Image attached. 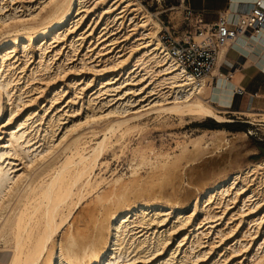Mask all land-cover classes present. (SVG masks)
<instances>
[{"label":"bare ground","instance_id":"bare-ground-1","mask_svg":"<svg viewBox=\"0 0 264 264\" xmlns=\"http://www.w3.org/2000/svg\"><path fill=\"white\" fill-rule=\"evenodd\" d=\"M154 16L138 0H0L1 263L264 264V161L181 203V160L234 137L171 133L170 153L146 136L152 115L229 121L233 87L218 66L231 46L197 82L166 53ZM133 133L136 162L110 170L101 156H120Z\"/></svg>","mask_w":264,"mask_h":264},{"label":"rangeland","instance_id":"rangeland-1","mask_svg":"<svg viewBox=\"0 0 264 264\" xmlns=\"http://www.w3.org/2000/svg\"><path fill=\"white\" fill-rule=\"evenodd\" d=\"M138 1H140V3L149 12L155 15L159 20H167V19L171 20L170 23L172 24V26H174L173 27L174 35L175 36L180 35V32L182 31L179 28L180 20H181L180 9H175V8L172 9V7L176 6L174 0H138ZM217 84H218V81L214 85H217ZM224 116L229 121H215L213 119L207 118L204 120L191 122L194 120L190 119L189 117H185L184 118L185 122L186 123L191 122V123L186 124V125L183 124V127L181 126L179 127L177 125L179 121L175 118H168L167 125L166 124L158 125L159 121L156 119H153L154 115L147 116L145 118L144 121L147 120L148 127L150 128L146 136L154 139V144L157 149L160 148V146H162L163 148L165 147L167 151H170V153L173 150L172 148H174L175 146L173 136L169 135L171 133H174L175 135H183L185 133L190 136H196L205 130L221 129L224 127L223 129H225L228 132L227 137L230 139L234 137V139H231L229 141L230 145L227 144L229 147L225 146L223 149H220V150L212 149L210 150V152L208 149V152L210 154L208 153L204 155L203 158L197 160L196 162H189L186 160V158L185 159L183 158L181 160L182 162L181 168L183 167L182 170L184 169L182 172L183 179H182L181 187L184 190H181L180 196H178L177 198L178 202H181V203H184L185 201L188 202V200L193 195H196L198 193L199 189L204 183L205 184L207 183V185L212 184L218 177L226 173H232V172H236L239 169H244L247 163L264 161V154H261L260 150L257 147V143H263L264 140L263 141L258 140L257 135L259 133L254 130V127L253 128L247 127V125L244 123L246 121H250V122H258V121L256 119L255 120L246 119L240 114H235V117H234L226 113L224 114ZM209 120H212L213 122H218L223 127L211 128L209 127V125H203L205 122H208ZM248 129H250L252 133L257 132V135L248 134L245 137H242L240 133L244 132L246 134ZM94 139H95L94 137L90 135H86V140L87 141L91 140V142H89L90 145L94 143L95 141ZM124 140H125L124 147H123L124 153H120V156L118 155L116 157L112 155V151H108V153L106 152L100 158L101 161L109 162L110 170H113V169L123 170L130 163L136 162L133 155L128 149H131L134 146H136V143L138 141V136L133 133V134H130L129 137L127 136ZM117 150L118 148H115V152H117ZM174 153H175V150H174ZM184 160L186 163L183 162ZM205 165H210V167L206 169L205 171H202L201 168H204ZM98 167L99 166L97 165L95 172H98ZM200 170L202 171L203 175L200 174L199 176L198 174L201 172ZM105 173L109 174V171L107 170ZM189 176L190 178H188ZM188 179L190 182L188 181ZM189 183H191L192 185Z\"/></svg>","mask_w":264,"mask_h":264},{"label":"built area","instance_id":"built-area-1","mask_svg":"<svg viewBox=\"0 0 264 264\" xmlns=\"http://www.w3.org/2000/svg\"><path fill=\"white\" fill-rule=\"evenodd\" d=\"M174 1L176 6L172 8L180 9L182 31L175 36L171 20L158 19L159 40L168 56L197 82L211 73L221 47L231 46L242 38L258 37L264 29V0H254L243 12L235 13V21L231 19L232 13L225 10L213 23H205L201 14L194 12L185 0ZM255 131L259 134L247 130L249 135H257L263 141L264 132Z\"/></svg>","mask_w":264,"mask_h":264},{"label":"crops","instance_id":"crops-1","mask_svg":"<svg viewBox=\"0 0 264 264\" xmlns=\"http://www.w3.org/2000/svg\"><path fill=\"white\" fill-rule=\"evenodd\" d=\"M253 1L185 0L194 12L201 14L205 23L215 22L218 15L225 10L232 13L231 19L235 21V13L243 12ZM240 48L246 53L240 51ZM247 58L251 60L252 64L244 68ZM218 71L233 87L229 104L225 106L227 114L235 117V114L248 109L264 112V29L258 37L242 38L232 44L231 48L226 51L222 63L219 64ZM217 81V78L214 77L212 83L216 84ZM244 123L247 127H254L255 130H264V122L246 121Z\"/></svg>","mask_w":264,"mask_h":264},{"label":"trees","instance_id":"trees-1","mask_svg":"<svg viewBox=\"0 0 264 264\" xmlns=\"http://www.w3.org/2000/svg\"><path fill=\"white\" fill-rule=\"evenodd\" d=\"M203 125H209V127H211V128H221V127H223L218 122H213L212 120H209L208 122H205ZM257 147L260 150L261 154H264V142L263 143H257Z\"/></svg>","mask_w":264,"mask_h":264}]
</instances>
